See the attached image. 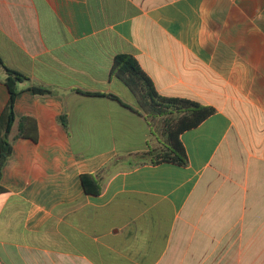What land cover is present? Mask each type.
<instances>
[{
    "label": "crops",
    "instance_id": "obj_1",
    "mask_svg": "<svg viewBox=\"0 0 264 264\" xmlns=\"http://www.w3.org/2000/svg\"><path fill=\"white\" fill-rule=\"evenodd\" d=\"M117 54L159 96L213 108L179 135L185 166L136 157L165 147L111 74ZM0 60L28 78L0 264H264V0H0Z\"/></svg>",
    "mask_w": 264,
    "mask_h": 264
},
{
    "label": "trees",
    "instance_id": "obj_2",
    "mask_svg": "<svg viewBox=\"0 0 264 264\" xmlns=\"http://www.w3.org/2000/svg\"><path fill=\"white\" fill-rule=\"evenodd\" d=\"M0 66L5 74L4 84L8 91V100L6 106L0 115V177L2 167L11 154V145L9 134L12 124L15 120L14 102L19 93L18 84L25 82L28 78L11 69L6 68L1 60ZM111 74L121 80L128 89L136 96L138 104L144 113V117L151 126V120L162 118L168 114H178L174 123H169L164 119V131L167 137V143L164 145L165 150L158 155H152V151L137 154L138 159L143 160L149 157L150 162L156 164L159 162H170L180 166H185L187 157L185 150L179 140V135L186 130L192 129L209 117L213 112V108L203 106L198 103L177 99L165 98L159 96L151 80L141 70L135 58L129 54H117L113 58ZM31 90L35 94H49L50 92L44 88L32 87ZM88 96H102L96 93L83 92ZM115 98L112 95H108ZM28 121L24 118L18 126V136L25 137L26 132L23 122ZM60 123L66 127V120L60 117ZM80 183L85 194L98 195L100 192L99 181L91 174H83L80 176Z\"/></svg>",
    "mask_w": 264,
    "mask_h": 264
},
{
    "label": "rangeland",
    "instance_id": "obj_3",
    "mask_svg": "<svg viewBox=\"0 0 264 264\" xmlns=\"http://www.w3.org/2000/svg\"><path fill=\"white\" fill-rule=\"evenodd\" d=\"M178 114L173 113V114H168L166 116H163L162 118H157L154 120H151V127H152V133L155 135V137L158 138V140L162 143V144H166L167 143V137L164 131V119H167V121H169V123H174L175 120L177 119ZM165 147V146H164ZM165 150V148L161 151H157V153H152V155H158L161 152H163ZM149 157H145L143 160L148 159Z\"/></svg>",
    "mask_w": 264,
    "mask_h": 264
}]
</instances>
